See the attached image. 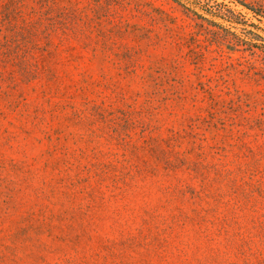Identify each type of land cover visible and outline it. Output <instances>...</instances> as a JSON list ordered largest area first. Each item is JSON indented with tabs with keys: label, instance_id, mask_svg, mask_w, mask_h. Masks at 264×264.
<instances>
[{
	"label": "rangeland",
	"instance_id": "374dc122",
	"mask_svg": "<svg viewBox=\"0 0 264 264\" xmlns=\"http://www.w3.org/2000/svg\"><path fill=\"white\" fill-rule=\"evenodd\" d=\"M0 264H264V0H0Z\"/></svg>",
	"mask_w": 264,
	"mask_h": 264
}]
</instances>
